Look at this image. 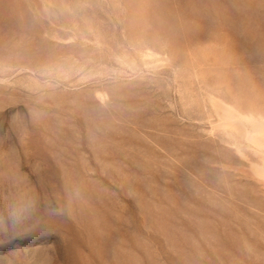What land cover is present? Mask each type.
Segmentation results:
<instances>
[{
    "label": "rangeland",
    "instance_id": "1",
    "mask_svg": "<svg viewBox=\"0 0 264 264\" xmlns=\"http://www.w3.org/2000/svg\"><path fill=\"white\" fill-rule=\"evenodd\" d=\"M207 1L0 0V264H264V0Z\"/></svg>",
    "mask_w": 264,
    "mask_h": 264
},
{
    "label": "bare ground",
    "instance_id": "2",
    "mask_svg": "<svg viewBox=\"0 0 264 264\" xmlns=\"http://www.w3.org/2000/svg\"><path fill=\"white\" fill-rule=\"evenodd\" d=\"M205 1V0H204ZM209 1V0H208ZM207 1V2H208ZM200 2V1H199ZM211 2V0L209 1ZM213 2V1H212ZM218 3V2H217ZM215 4V9L219 10L222 9L224 10V7H226V5L223 7V6H218V8L216 7L218 4ZM197 4V3H196ZM196 4H195V7H196ZM205 4V3H204ZM203 4V5H204ZM223 3H221L222 5ZM262 4V3H261ZM206 5V4H205ZM211 5L210 4V7H208L210 10H212L211 8ZM209 6V5H208ZM197 8V7H196ZM195 8V9H196ZM201 8V6H200ZM204 8V6H203ZM207 8V6H206ZM214 9V8H213ZM228 9V8H226ZM200 10V9H199ZM204 10V9H203ZM209 10V11H210ZM229 10V9H228ZM205 12V11H203ZM225 19V18H224ZM222 19V21L224 20ZM238 19V17H237ZM236 19V21H237ZM222 21H220L221 23H223ZM262 22V21H261ZM264 23V22H263ZM227 24V23H226ZM235 24V23H234ZM262 24V23H261ZM222 25V24H221ZM263 25V24H262ZM261 25V27H263ZM253 32V31H252ZM254 35V34H252ZM256 37V36H255ZM221 39V38H220ZM217 40H219V38L217 37ZM220 41V40H219ZM261 42V41H260ZM239 49V48H238ZM80 202H82V198L79 197L78 195L75 196V203L72 205L69 206V209H68V216L71 217V219H73L75 221V223H77L79 226H81L83 228V231L85 232V234L88 235V243L90 245V248L92 249V252L93 253H96V254H100L101 256H105V253H104V249L106 247H108L109 243H108V239H110V235L107 236L106 233L103 232V226L104 225H101L100 222L97 220V217H99V215L97 216V212H98V207H94V205H82ZM67 212V211H66ZM103 223V222H102ZM108 223V222H107ZM110 223V222H109ZM108 223V224H109ZM104 224V223H103ZM107 227V225H105ZM109 226V225H108ZM113 227V225H111ZM105 227V228H106ZM110 228V227H109ZM110 231V229H109ZM117 231V230H116ZM111 241V240H110ZM113 242H114V238H113ZM121 250L123 249V247H120ZM112 251H114V249H112ZM123 251V250H122ZM125 251V250H124ZM115 253L117 254L118 252L115 251ZM130 252H128V255H129ZM132 253V252H131ZM118 256V255H117ZM134 256V255H133ZM85 257V256H84ZM132 256L130 255V258ZM136 257V256H135ZM137 258V257H136ZM112 259H116V258H112ZM132 259V258H131ZM101 260V259H100ZM126 260V259H125ZM124 260V261H125ZM134 261V259H133ZM132 261V262H133ZM136 262L138 260H135ZM104 263V261H103ZM106 264H108L107 262H105ZM104 263V264H105ZM121 263H123L121 261ZM121 263H118V262H114V263H110V264H121ZM139 264V263H138Z\"/></svg>",
    "mask_w": 264,
    "mask_h": 264
}]
</instances>
